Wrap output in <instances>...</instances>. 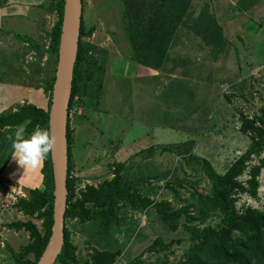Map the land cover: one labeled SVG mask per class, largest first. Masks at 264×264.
<instances>
[{"label": "rangeland", "instance_id": "obj_1", "mask_svg": "<svg viewBox=\"0 0 264 264\" xmlns=\"http://www.w3.org/2000/svg\"><path fill=\"white\" fill-rule=\"evenodd\" d=\"M201 1H193L194 9ZM235 1L211 0L229 39L225 54L212 60L208 48L199 46L198 37L183 33L174 53L188 59V64L185 68L176 66L167 74L145 70L132 60L133 52L124 28L122 0H83L85 28H93L92 35L84 40L107 49L108 57L100 103L97 105L96 99L76 98L71 110V175L76 182L77 195L86 185H98L111 178L112 163L127 161L133 170L139 167L145 175L148 167L156 168L158 172L169 171L166 180H150L152 188L159 187L158 193L150 198L168 200L174 208H180L194 201L192 193L209 194L211 191L210 181L201 168L202 161L188 164L173 153H161L158 148L152 157L143 159L138 151L194 137L197 139L194 153L200 159L209 160L217 171L224 172L228 164L248 148L251 140L248 134L240 131V117L250 118L264 111V0L247 13H235ZM49 3L47 1L45 8ZM43 20L42 49H36L32 60H27L29 63L26 64L30 95L25 98L29 103L46 108L48 95L43 78L46 69L54 63L47 47L58 14L56 11L45 12ZM174 78L185 80L195 98L193 101L204 110L202 114L200 111L187 113L184 97L178 103L174 102V95L166 98L167 85ZM22 88L11 85L15 101L23 96ZM172 124L179 127L173 128ZM193 127L195 130L191 131ZM257 160L254 159L252 164ZM42 163L20 177L16 172L14 176H0V264H13L12 253L30 242L29 232L16 230L9 226L11 223L32 219L41 228V220L24 215L15 203L19 197H28L30 189L43 188ZM28 174L29 181L24 179ZM248 177L247 174L240 180L245 181ZM258 179L259 198L254 199L247 193L237 195L236 208L251 205L264 210V169ZM190 212L194 214L193 207L189 208ZM128 215L134 219L130 224L134 223L135 230L127 236L120 233L119 237L127 246L119 262L127 264L138 260L143 264H163L165 261L171 264L184 259L191 244L185 228V215L175 231L169 229L153 207L143 212L129 210ZM219 220V215L210 214L206 224L216 225ZM71 224L68 225L70 241L76 248L78 259L84 261L89 258L87 235L74 231ZM157 238L169 244V248L159 250L157 244L154 251H147ZM28 257L33 258L31 254Z\"/></svg>", "mask_w": 264, "mask_h": 264}, {"label": "trees", "instance_id": "obj_2", "mask_svg": "<svg viewBox=\"0 0 264 264\" xmlns=\"http://www.w3.org/2000/svg\"><path fill=\"white\" fill-rule=\"evenodd\" d=\"M48 1L50 2L47 6L48 11H56L58 20L49 33L47 47L54 63L50 69H46L43 78L44 89L48 95L47 106L41 108L32 103H25L16 111L0 114V128L23 127L26 136L37 127L49 130V108L58 60L64 0ZM193 1L122 0L124 28L135 63L151 71H162L167 74L172 73L176 66L185 68L188 59L174 53L183 33L198 37L201 41L199 46L208 48L212 60H217L218 56L225 54L229 39L225 33L224 23L214 12L211 0L201 1L197 9H194ZM261 1L236 0L235 13H247ZM92 33L93 28L87 30L82 18L67 131L68 197L65 242L54 264H124L119 262V258L127 245L119 235L123 233L127 236L135 230L134 223L130 224L134 219L128 215V211L143 212L150 207L155 208L158 216L172 231L178 228L182 216L186 217L185 228L190 234L191 244L185 252L184 259L171 264H264V210L251 205L238 209L235 204L237 195L243 193L254 199L259 198L258 178L264 169V111L254 117H240V131L248 134L251 141L248 148L228 164L224 172L217 171L209 160L200 159L194 153L197 143L194 137L172 144L152 145L138 151L143 159L152 157L158 148L161 153H173L188 164L195 160L202 161L201 168L210 181L211 191L209 194L192 193L191 198L194 201L187 205L174 208L168 200L150 198L152 194H157L159 189L156 186L152 188L150 180H166L169 171L158 172L156 168L148 167L145 175L139 167L136 171L133 170V166L127 161L112 163L111 178L104 179L98 185L88 184L77 195L76 182L71 175L73 143L70 129L71 110L76 98L96 99V104L100 103L108 57L107 49L84 40ZM36 48L42 49L38 46ZM167 86L166 98L174 95V102L178 103L184 97L183 104L187 113L204 112L201 105H196L197 103L193 101V93L186 87L184 79L174 78ZM171 127L179 126L172 124ZM192 130L195 128H191ZM254 159L258 160L252 164ZM42 161L43 188L30 189L28 197H19L15 203V207L24 215L41 220V228L32 219L18 220L9 225L16 230H26L30 237L29 244L12 253L13 264H36L50 239L54 205L50 152ZM247 174L249 177L241 181L240 177ZM190 207L194 208V214L189 213ZM210 214L219 215L218 224H206ZM69 223H72L74 231L87 235L89 258L84 261L79 260L75 254L76 248L70 241ZM157 244L159 250L168 249L170 246L161 238H157L147 251H154ZM28 254L33 258L28 257ZM127 264L143 263L132 260ZM163 264L168 263L164 261Z\"/></svg>", "mask_w": 264, "mask_h": 264}, {"label": "crops", "instance_id": "obj_3", "mask_svg": "<svg viewBox=\"0 0 264 264\" xmlns=\"http://www.w3.org/2000/svg\"><path fill=\"white\" fill-rule=\"evenodd\" d=\"M47 1L0 0V114L16 111L19 106L29 103L25 98L30 95L29 85L26 83L29 78L26 64L29 63L27 60H32L36 47H41L43 17L48 12L45 8ZM2 64L5 66L2 67ZM12 84L24 88L23 96L17 101L11 90ZM17 128H0V176L4 178L14 176V172L21 176L25 171L33 169L19 166L12 157L15 155L11 147L12 139ZM29 174L24 179H28ZM32 177L35 178V174Z\"/></svg>", "mask_w": 264, "mask_h": 264}, {"label": "water", "instance_id": "obj_4", "mask_svg": "<svg viewBox=\"0 0 264 264\" xmlns=\"http://www.w3.org/2000/svg\"><path fill=\"white\" fill-rule=\"evenodd\" d=\"M83 0H64L55 79L49 108V131L55 136L50 151L54 182L53 226L49 242L36 264H54L65 242L67 210L68 122L74 66L83 17Z\"/></svg>", "mask_w": 264, "mask_h": 264}, {"label": "clouds", "instance_id": "obj_5", "mask_svg": "<svg viewBox=\"0 0 264 264\" xmlns=\"http://www.w3.org/2000/svg\"><path fill=\"white\" fill-rule=\"evenodd\" d=\"M56 139L48 129L35 128L30 134L25 135L23 127H18L12 139V156L16 163L23 168H36L48 153L53 149Z\"/></svg>", "mask_w": 264, "mask_h": 264}]
</instances>
